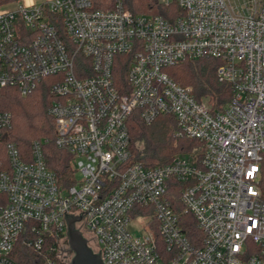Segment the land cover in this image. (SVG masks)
<instances>
[{
  "label": "built area",
  "instance_id": "obj_1",
  "mask_svg": "<svg viewBox=\"0 0 264 264\" xmlns=\"http://www.w3.org/2000/svg\"><path fill=\"white\" fill-rule=\"evenodd\" d=\"M176 4L168 19L135 15L123 0L107 10L93 0H0V93L26 97L49 79L55 146L81 175L62 187L43 141L32 142L28 160L7 141L13 116L0 110V264H15L22 237L40 250L48 236L70 264L68 216L82 217L76 227L103 264H264V0ZM207 59L221 62L217 77L232 89L221 110L166 72ZM118 63L126 94L116 87ZM135 111L146 125L174 117L178 136L204 143L200 162L133 163ZM183 212L202 241L189 238Z\"/></svg>",
  "mask_w": 264,
  "mask_h": 264
},
{
  "label": "trees",
  "instance_id": "obj_2",
  "mask_svg": "<svg viewBox=\"0 0 264 264\" xmlns=\"http://www.w3.org/2000/svg\"><path fill=\"white\" fill-rule=\"evenodd\" d=\"M99 9H113L114 0H93ZM124 8L135 15H155L173 19L179 13L176 3L165 5L158 0H123ZM221 62L216 59L183 61L166 69L167 74L180 86L193 88L190 94L199 103L207 99L212 111L221 110L232 98V89L228 83L217 77ZM115 82L118 90L128 93L127 67L118 63L115 71ZM54 101L50 93V81L47 79L34 93L21 96L14 89H4L0 93V110L10 112L13 116V127L7 136L8 142L17 145L20 153L30 160L31 144L35 140L43 141L46 162L58 176L62 187L75 183L72 174L73 159L65 151L55 146V124L48 110ZM128 128L131 137V161L142 164L146 168H155L170 163L177 157H187L199 163L204 155V143L177 135L176 120L172 116H159L152 124H144L138 111H135L129 121ZM260 189L264 195V159L261 164ZM176 193V192H175ZM176 195V194H175ZM178 202V199H177ZM178 211H184L177 203ZM184 227L189 238L197 243L204 235L196 228L192 216L184 214ZM57 240L48 236L42 248L24 243L23 237L18 240L11 255L15 264H67L60 258L57 251ZM68 247H66L67 249ZM70 254L67 257L70 258Z\"/></svg>",
  "mask_w": 264,
  "mask_h": 264
},
{
  "label": "water",
  "instance_id": "obj_3",
  "mask_svg": "<svg viewBox=\"0 0 264 264\" xmlns=\"http://www.w3.org/2000/svg\"><path fill=\"white\" fill-rule=\"evenodd\" d=\"M82 220L81 216H68V246L72 254L70 264H103L101 253L96 252L90 246L88 239L81 230L76 227V223Z\"/></svg>",
  "mask_w": 264,
  "mask_h": 264
},
{
  "label": "rangeland",
  "instance_id": "obj_4",
  "mask_svg": "<svg viewBox=\"0 0 264 264\" xmlns=\"http://www.w3.org/2000/svg\"><path fill=\"white\" fill-rule=\"evenodd\" d=\"M158 1H160L161 3H163V4H165L167 1L169 2V4L170 3H176V0H158ZM166 5V4H165ZM177 82V81H176ZM178 83V82H177ZM180 84V83H179ZM180 85H182V84H180ZM183 87H186V88H188L191 92H193V88L192 87H189V86H184L183 85ZM203 104L205 105V106H207L208 108H212L210 105H208V101H207V99H204V102H203ZM72 176L77 180V181H79V180H81V175L80 174H78V173H76V174H72ZM143 226H144V221H142V220H136V221H134V226L132 227V229L133 230H135L136 228H138L139 230H141V228H143ZM137 229V230H138ZM137 233L138 234H140V231H137ZM62 256L64 257L65 256V252L67 251V249H65V247H62Z\"/></svg>",
  "mask_w": 264,
  "mask_h": 264
}]
</instances>
